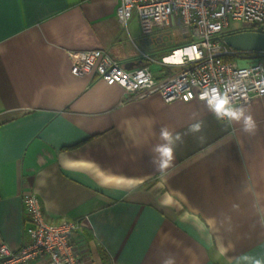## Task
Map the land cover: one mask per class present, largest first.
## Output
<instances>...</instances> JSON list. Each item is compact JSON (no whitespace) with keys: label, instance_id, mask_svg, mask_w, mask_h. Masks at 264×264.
Wrapping results in <instances>:
<instances>
[{"label":"crops","instance_id":"crops-1","mask_svg":"<svg viewBox=\"0 0 264 264\" xmlns=\"http://www.w3.org/2000/svg\"><path fill=\"white\" fill-rule=\"evenodd\" d=\"M117 5L0 0V244L25 243L32 191L48 223L86 217L72 238L83 264H264V97L219 118L203 100L71 74L68 52L90 49L155 80L178 69L190 37L175 23L144 35Z\"/></svg>","mask_w":264,"mask_h":264},{"label":"built area","instance_id":"built-area-1","mask_svg":"<svg viewBox=\"0 0 264 264\" xmlns=\"http://www.w3.org/2000/svg\"><path fill=\"white\" fill-rule=\"evenodd\" d=\"M133 14L144 35L155 26L175 23L190 37L175 72L155 80L148 67L127 70L105 50L90 49L68 52L71 74H96L106 84L119 85L137 98L158 93L165 102L203 100L219 118L228 115L213 111L217 95L228 97L229 108L264 97V62L259 59L264 49L241 52L223 41L230 20L242 23L234 32L264 33V0H118L116 17L121 24L126 25ZM22 203L27 239L17 250L0 244V264L42 259L43 264H83L72 238L86 217L48 223L36 193H24Z\"/></svg>","mask_w":264,"mask_h":264},{"label":"clouds","instance_id":"clouds-1","mask_svg":"<svg viewBox=\"0 0 264 264\" xmlns=\"http://www.w3.org/2000/svg\"><path fill=\"white\" fill-rule=\"evenodd\" d=\"M207 95V94H206ZM223 100V106L220 108H217L216 105L220 103V101ZM229 105V99L227 96L224 95H217L215 103L212 105L213 111L217 114L223 113L225 115L231 116L234 119H239L240 116L242 115V112L235 111L231 108L228 107ZM245 119V131H252L255 128V125L252 121L251 116H247L244 118ZM201 125L198 124H193L190 126L189 131L191 132H198L200 130ZM161 137L163 140H165L169 145L174 146V139H173V134L167 130V129H162L161 130ZM181 137L179 134H176L175 140H179ZM166 155H167V160L165 164L161 165L162 167L166 166L168 162H170L173 159V147H167L165 149ZM165 264H170V261H165Z\"/></svg>","mask_w":264,"mask_h":264},{"label":"water","instance_id":"water-1","mask_svg":"<svg viewBox=\"0 0 264 264\" xmlns=\"http://www.w3.org/2000/svg\"><path fill=\"white\" fill-rule=\"evenodd\" d=\"M226 45L236 51H261L264 49V33L237 31L223 36Z\"/></svg>","mask_w":264,"mask_h":264},{"label":"rangeland","instance_id":"rangeland-1","mask_svg":"<svg viewBox=\"0 0 264 264\" xmlns=\"http://www.w3.org/2000/svg\"><path fill=\"white\" fill-rule=\"evenodd\" d=\"M241 26H242V23L240 21L230 20L226 30H236V29L241 28ZM238 63L244 64L243 60L241 59L238 60Z\"/></svg>","mask_w":264,"mask_h":264},{"label":"snow or ice","instance_id":"snow-or-ice-1","mask_svg":"<svg viewBox=\"0 0 264 264\" xmlns=\"http://www.w3.org/2000/svg\"><path fill=\"white\" fill-rule=\"evenodd\" d=\"M193 51H195V50H193ZM177 62H178V61H177ZM216 106H217V108H220V107L223 106V103L221 102V103L217 104Z\"/></svg>","mask_w":264,"mask_h":264},{"label":"trees","instance_id":"trees-1","mask_svg":"<svg viewBox=\"0 0 264 264\" xmlns=\"http://www.w3.org/2000/svg\"><path fill=\"white\" fill-rule=\"evenodd\" d=\"M234 32V31H233ZM233 32H230V33H233ZM228 34V33H227Z\"/></svg>","mask_w":264,"mask_h":264}]
</instances>
